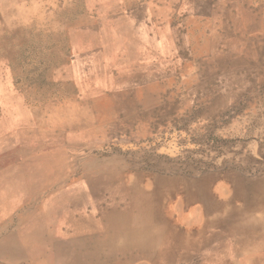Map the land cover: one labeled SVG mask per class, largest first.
<instances>
[{
    "label": "rangeland",
    "instance_id": "1",
    "mask_svg": "<svg viewBox=\"0 0 264 264\" xmlns=\"http://www.w3.org/2000/svg\"><path fill=\"white\" fill-rule=\"evenodd\" d=\"M0 12V264H88L86 244L66 245L90 231L68 230L116 170L129 187H168L177 215L215 201L264 213V0H0Z\"/></svg>",
    "mask_w": 264,
    "mask_h": 264
},
{
    "label": "crops",
    "instance_id": "2",
    "mask_svg": "<svg viewBox=\"0 0 264 264\" xmlns=\"http://www.w3.org/2000/svg\"><path fill=\"white\" fill-rule=\"evenodd\" d=\"M96 179L104 183V187L98 189L99 195L91 193V201L88 204L89 211L87 212L89 217H78V219H73L72 222L76 220L77 222L72 223L73 230H68V234L72 235H75L78 230H88L91 235L77 240H75V236L72 239V243L66 245L67 247L74 248L75 246L82 247V245L86 244L87 247H84V249L87 252L88 264H103L108 258L117 264H165L168 261L171 262V259L173 260V257L176 256L174 255L175 253L181 254L182 256L180 257L182 260L189 259L190 264H206L209 257L212 256L217 258V261L221 259L220 263L239 264L240 257L248 258V254L251 255L249 259L254 258L255 262H264V213L262 214V212H250L246 214L249 218V223H256V226H260L258 227L260 232H263L255 243L240 246L231 241L230 244L223 246L222 241L219 240L213 241L210 245L201 244V242L199 246L197 243L200 239L206 237L204 239V241H206L208 236L211 233L213 234L212 231L214 227H211L212 229L208 228V221L217 220L222 226L224 225L223 219L226 216H236L237 214L235 213L238 212L232 208L223 210L222 201H215L214 204H212L214 207L210 209V213L207 208L204 209V207L200 205L199 207L195 206L177 215L176 208L171 205L166 206L164 202V198L168 197V195L163 193L162 196H160V194H157L159 203L150 200L151 197L155 195V190H157L155 188L161 186L160 184L153 186L154 183L151 185L147 183L144 185V183H140V181L138 184L129 187L127 185L129 179H127L128 181L122 179L121 171L119 170L111 173V175H102ZM113 180L117 181V186L113 184ZM91 192H95V188H92ZM133 192L137 196L132 194ZM141 206L146 208L144 209ZM150 208H152V210ZM136 210L139 211L136 212ZM237 222L240 225L241 220L238 219ZM250 224L248 227L251 226ZM129 228L131 230H129ZM112 231L113 233H111ZM201 232H204V234ZM220 232H222V230L219 231L217 229L216 233ZM147 234H150L149 236L152 238L148 237ZM177 236L182 238L192 237L198 240L194 243L187 244L183 251H178L172 244H169L171 246H169L170 250H166L169 239L176 238ZM108 237L109 240H107ZM148 239L150 240L147 241ZM165 251L168 256L164 255ZM170 252H172L171 255L169 254ZM256 258L258 260H256Z\"/></svg>",
    "mask_w": 264,
    "mask_h": 264
},
{
    "label": "bare ground",
    "instance_id": "3",
    "mask_svg": "<svg viewBox=\"0 0 264 264\" xmlns=\"http://www.w3.org/2000/svg\"><path fill=\"white\" fill-rule=\"evenodd\" d=\"M24 2V1H23ZM1 13V12H0ZM3 25V24H2ZM8 26V25H7ZM230 28H232V27H230ZM236 29V28H235ZM231 32V31H230ZM239 34V33H238ZM152 49V48H151ZM9 51H10V49H9ZM152 51V50H151ZM7 61H9V59L7 58ZM239 64V63H238ZM232 66V65H231ZM249 69V68H248ZM263 71V70H262ZM4 74H5V76L3 77V78H0V81L2 80V85L0 86V99H2V98H6V99H9L10 98V96H11V92H10V83H9V81H11V76H10V73H9V70H8V72H4ZM167 76V75H166ZM82 89V88H81ZM85 90V89H84ZM31 91V90H30ZM33 92V91H32ZM31 93V92H30ZM29 93V94H30ZM86 94V93H85ZM88 94V93H87ZM27 96V95H26ZM88 96H90V95H88ZM82 97V96H81ZM2 104H0V111H2ZM4 108V107H3ZM79 109V108H78ZM43 117V116H42ZM148 123V122H147ZM0 126H3V125H1L0 124ZM5 127V126H4ZM44 128V127H43ZM69 132V131H68ZM67 133V132H66ZM49 170V169H48ZM85 171V170H84ZM49 172V171H48ZM40 175V174H39ZM51 175V174H50ZM53 175V174H52ZM111 175V174H110ZM25 176V175H24ZM46 176V175H45ZM107 176V175H106ZM179 177V176H178ZM109 178V177H108ZM163 178V177H162ZM26 179V178H25ZM27 180V179H26ZM120 181V180H119ZM163 181V180H162ZM121 182V181H120ZM175 183V182H174ZM237 183V182H236ZM179 184V183H178ZM113 185V184H112ZM165 185V184H164ZM28 187H30V185H28ZM113 187V186H112ZM111 188V187H110ZM108 189V188H107ZM106 189V190H107ZM123 189V188H122ZM122 189H121V191H122ZM155 189H157V190H155V195L154 196H152L151 197V201L153 202V201H156V202H158V200H157V197H158V195L157 194H160V196H162V194L164 193L165 195H169V193H168V187L166 188H163L162 186H158L157 188H155ZM239 189H241V188H239ZM243 190V189H242ZM170 191H171V189H170ZM188 191V190H187ZM257 192H259V194H261V193H264V186L263 187H258L257 186V189L255 188V189H253V195L254 194H256ZM107 193V192H106ZM137 193H138V191H137ZM139 193H140V191H139ZM167 193V194H166ZM132 194H134V192L132 193ZM147 194V193H146ZM214 194V193H213ZM117 195V194H116ZM135 195V194H134ZM258 195V194H257ZM135 196H137V195H135ZM253 197L254 196H252L251 198L253 199ZM262 197V196H261ZM264 197V196H263ZM94 199V198H93ZM137 199H139V198H137ZM141 199V198H140ZM131 200V199H130ZM141 200H143V199H141ZM196 200V199H195ZM97 201V200H96ZM252 201H255V200H252ZM148 202H150V201H148ZM159 203V202H158ZM161 203V202H160ZM258 203V202H257ZM142 204H145V203H142ZM113 205V204H112ZM117 205V204H116ZM141 205V204H140ZM147 205V204H146ZM261 205V208L260 209H258L259 211H262V209L264 208V202L262 203V204H260ZM139 206V205H138ZM142 207V206H141ZM140 207V208H141ZM150 207H152V206H150ZM142 208H144V207H142ZM146 208V207H145ZM144 208V209H145ZM156 208V207H155ZM257 208V207H256ZM138 209V208H137ZM151 210H152V208H150ZM112 210V209H111ZM124 211V210H123ZM127 211V210H126ZM139 211V210H138ZM137 210H136V212H138ZM249 211H251V209L248 207L247 209H245V210H240V211H237L238 213H235V214H237L236 216H226L224 219H223V221H224V227H223V225L221 226V229L220 230H222V232H220V233H216V231H217V229L219 230V228H217L216 229V227L220 224V222L219 221H217V220H212V221H208L207 222V225H208V228H211V227H214V230L212 231L213 232V234L211 233L209 236H208V238L206 239V241H204V239L206 238H203V239H200L199 240V242L197 243V245H199L200 246V244L199 243H201V244H207V245H210L213 241H219V240H221L222 241V245L223 246H225V245H227V244H230L231 243V241L234 243V244H236V245H240V246H246V245H248V244H253V243H255L257 240H258V238L262 235V231L260 232V230H259V228L258 227H260L259 225H255L256 223H249L250 221H249V218H248V216L246 215L247 214V212H249ZM111 212V211H110ZM39 214V213H38ZM112 214H113V212H112ZM120 214V213H119ZM122 214V213H121ZM142 215V214H141ZM150 215V214H149ZM233 215H234V213H233ZM109 216V215H108ZM247 216V217H246ZM115 217V216H114ZM123 217V216H122ZM121 217V218H122ZM116 218H117V216H116ZM71 219V218H70ZM69 219V220H70ZM92 219V218H91ZM132 219V218H131ZM241 220V223H240V225L238 224V222H237V220ZM35 220V219H34ZM119 220V219H118ZM117 220V221H118ZM36 221V220H35ZM132 221V220H131ZM74 222H77V220L76 221H74ZM74 222H72V223H74ZM113 222V221H112ZM115 222V221H114ZM128 222H129V220H128ZM71 223V224H72ZM132 224V223H131ZM251 225V226H249L248 227V225ZM67 225V224H66ZM73 225V224H72ZM77 226V225H76ZM75 226V227H76ZM95 226H96V224H95ZM94 226V227H95ZM135 226V225H134ZM152 226V225H151ZM234 226V230H230V231H228V228L229 227H233ZM69 227V226H68ZM68 227H67V229H68ZM71 227V226H70ZM69 227V228H70ZM73 227V226H72ZM93 227V226H92ZM145 227V226H144ZM150 227V226H149ZM140 228V227H139ZM83 229V228H82ZM135 229V228H134ZM137 229V228H136ZM142 229V228H141ZM140 229V230H141ZM145 229H146V227H145ZM149 229V228H148ZM212 229V228H211ZM233 229V228H232ZM69 230H73L72 228L71 229H69ZM81 230V229H80ZM129 230H131L130 228H129ZM219 230V231H220ZM76 231V230H75ZM141 231H143V230H141ZM203 231V230H202ZM116 232V231H115ZM111 233H113V231L111 232ZM139 233V232H138ZM144 233V232H143ZM202 234H204V232H201ZM110 234V233H109ZM157 234V233H156ZM200 234V233H199ZM142 235V234H141ZM148 235V234H147ZM150 235V234H149ZM148 235V237H150ZM140 238V237H139ZM150 238H152V237H150ZM198 238V237H197ZM134 239V238H133ZM173 239V240H172ZM172 239H169V241L167 242V244H168V247L166 248V250L167 249H169L170 250V245L169 244H172L173 246H175L177 249H178V251H183V249L185 248V246L187 245V244H190V243H194V242H196L198 239H195V238H182V237H179V236H177L176 238H172ZM107 240H109V237H108V239ZM150 239H148L147 241H149ZM164 240V239H163ZM145 241V240H144ZM174 241V242H173ZM132 243V242H131ZM170 246V247H169ZM230 247V246H229ZM259 247V246H258ZM101 248V247H100ZM243 248H245V247H243ZM260 248V247H259ZM191 249V248H190ZM194 249V248H193ZM198 249V248H197ZM232 250V249H231ZM230 250V251H231ZM220 251H221V249H220ZM249 251V250H248ZM187 252H189V251H187ZM194 252V251H193ZM218 252V251H217ZM181 253H184V252H181ZM191 253V252H190ZM221 253V252H220ZM223 253H224V250H223ZM255 253H257V252H255ZM254 253V254H255ZM170 255L172 254V252H170L169 253ZM215 254V253H214ZM261 254V253H260ZM164 255H167V252L165 251V253H164ZM174 255H176L177 257H180V256H182L181 254H174ZM212 255V254H211ZM168 256V255H167ZM223 256H224V254H223ZM230 256V255H229ZM249 256H251V255H249L248 254V258H249ZM169 257H171V256H169ZM222 257V256H221ZM257 257V256H256ZM189 258V257H188ZM195 258V257H194ZM241 258V257H240ZM179 259V258H178ZM217 258H215L214 256H212V257H209V260H208V262L206 263V264H225V263H220V261H221V259H219L220 261H217L216 260ZM262 259V258H261ZM204 260V259H203ZM231 260H233V259H231ZM241 260H243V258L241 259ZM245 260V259H244ZM256 260H258V259H256ZM263 260H264V258H263ZM176 261V260H175ZM202 261V260H201ZM200 261V262H201ZM242 262V261H241ZM240 262V263H241ZM103 264H117L116 262H113V260H111L110 258H108L107 259V261L105 262V263H103ZM165 264H190L189 263V259L188 260H186V261H184V260H179V261H176V263H173V261H168L167 263H165ZM251 264H252V262H251ZM253 264H258L257 262H253Z\"/></svg>",
    "mask_w": 264,
    "mask_h": 264
}]
</instances>
